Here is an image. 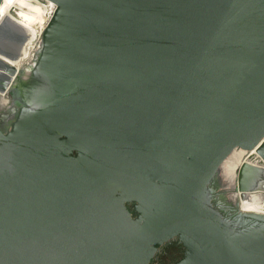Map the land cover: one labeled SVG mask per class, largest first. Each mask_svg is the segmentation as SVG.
<instances>
[{
    "label": "water",
    "instance_id": "water-1",
    "mask_svg": "<svg viewBox=\"0 0 264 264\" xmlns=\"http://www.w3.org/2000/svg\"><path fill=\"white\" fill-rule=\"evenodd\" d=\"M50 1L0 61V264H264V166L224 169L264 139V0Z\"/></svg>",
    "mask_w": 264,
    "mask_h": 264
},
{
    "label": "bare ground",
    "instance_id": "bare-ground-1",
    "mask_svg": "<svg viewBox=\"0 0 264 264\" xmlns=\"http://www.w3.org/2000/svg\"><path fill=\"white\" fill-rule=\"evenodd\" d=\"M55 10L56 5L50 0H3L0 6V29L13 34L15 38L11 39V44L0 42V61L18 71L32 60L40 37ZM244 160L254 166H264V139L248 157L245 152L237 151L226 162L225 175L231 186L236 185L237 170ZM237 196L242 211L264 215V191L243 192Z\"/></svg>",
    "mask_w": 264,
    "mask_h": 264
},
{
    "label": "flooded vegetation",
    "instance_id": "flooded-vegetation-1",
    "mask_svg": "<svg viewBox=\"0 0 264 264\" xmlns=\"http://www.w3.org/2000/svg\"><path fill=\"white\" fill-rule=\"evenodd\" d=\"M43 31V30H42ZM41 31V32H42ZM8 34V36H7ZM40 33L34 38L33 41V45L37 42V39L39 37ZM15 38V36L7 31H5L4 29H0V42H5V43H12V40ZM3 80L0 77V84H2ZM12 93L10 92L9 94V98H5L2 95H0V114L7 108L8 104L10 103V98H11ZM130 209L134 208V205L130 204L129 205ZM182 259V256H176L174 258L168 259L160 264H178L179 261Z\"/></svg>",
    "mask_w": 264,
    "mask_h": 264
},
{
    "label": "built area",
    "instance_id": "built-area-1",
    "mask_svg": "<svg viewBox=\"0 0 264 264\" xmlns=\"http://www.w3.org/2000/svg\"><path fill=\"white\" fill-rule=\"evenodd\" d=\"M41 38H42V36L40 37V41H41ZM40 41H39V43H40ZM39 43L37 44V48H36V50L38 49V47H39ZM36 50H35V52H36ZM35 52H34V54H35ZM34 58V57H33ZM32 63H33V59L32 60H29L19 71H23V70H30V68H31V66H32ZM11 87H9V89L4 93V94H0V95H3L5 98H9V94H10V92H11Z\"/></svg>",
    "mask_w": 264,
    "mask_h": 264
}]
</instances>
